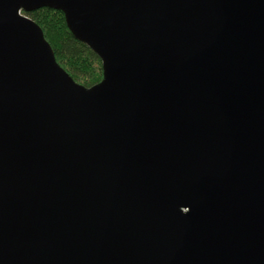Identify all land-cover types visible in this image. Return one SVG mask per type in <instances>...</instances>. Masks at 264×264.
Wrapping results in <instances>:
<instances>
[{
	"label": "water",
	"instance_id": "obj_1",
	"mask_svg": "<svg viewBox=\"0 0 264 264\" xmlns=\"http://www.w3.org/2000/svg\"><path fill=\"white\" fill-rule=\"evenodd\" d=\"M0 264H264V0H0Z\"/></svg>",
	"mask_w": 264,
	"mask_h": 264
},
{
	"label": "trees",
	"instance_id": "obj_2",
	"mask_svg": "<svg viewBox=\"0 0 264 264\" xmlns=\"http://www.w3.org/2000/svg\"><path fill=\"white\" fill-rule=\"evenodd\" d=\"M26 14L40 24L58 62L78 83L90 87L103 79L101 58L84 42L74 37L62 11L42 7Z\"/></svg>",
	"mask_w": 264,
	"mask_h": 264
}]
</instances>
